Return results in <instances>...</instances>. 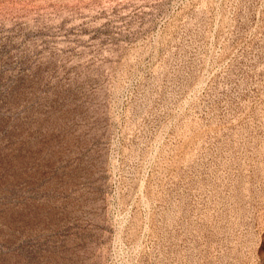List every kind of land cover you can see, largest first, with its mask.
Returning <instances> with one entry per match:
<instances>
[{"label":"rangeland","instance_id":"obj_1","mask_svg":"<svg viewBox=\"0 0 264 264\" xmlns=\"http://www.w3.org/2000/svg\"><path fill=\"white\" fill-rule=\"evenodd\" d=\"M0 264H264V0H0Z\"/></svg>","mask_w":264,"mask_h":264}]
</instances>
